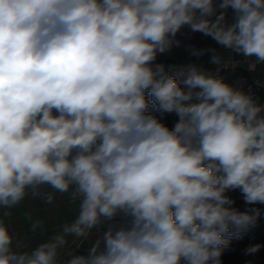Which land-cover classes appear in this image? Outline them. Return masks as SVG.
Returning a JSON list of instances; mask_svg holds the SVG:
<instances>
[{
	"label": "clouds",
	"instance_id": "9594fccd",
	"mask_svg": "<svg viewBox=\"0 0 264 264\" xmlns=\"http://www.w3.org/2000/svg\"><path fill=\"white\" fill-rule=\"evenodd\" d=\"M184 26L264 65V0H0V264H222L264 216V105L195 63H156ZM205 52L224 63L191 49ZM45 186L77 213L22 248L7 218L28 196L51 204Z\"/></svg>",
	"mask_w": 264,
	"mask_h": 264
},
{
	"label": "crops",
	"instance_id": "0c3cea01",
	"mask_svg": "<svg viewBox=\"0 0 264 264\" xmlns=\"http://www.w3.org/2000/svg\"><path fill=\"white\" fill-rule=\"evenodd\" d=\"M218 3L219 0H216ZM232 13L229 10L226 19L231 20ZM175 40L179 45H174L171 51L158 54L156 63H163L166 67L170 65H186L195 63L206 70H209L215 64L210 62L212 53L205 52L203 56L196 57L191 54V49H216L224 57V61L233 67H240L247 70L253 77L264 80V65H256L254 70H250L248 63L240 55L233 54L231 62L229 56L225 53L219 44L210 36H197L188 26H184L177 33ZM42 192H53V201L48 204L42 197H26L19 205L11 210V216L7 218L10 223V230L15 234L16 242L22 248H34L39 243L47 240L53 233L58 232L62 227L70 223L77 213L78 201H74L69 193H58L45 186ZM3 210H0L2 213ZM39 220L41 227L35 232L31 230L33 222ZM97 238L95 230L87 236L76 238L69 236L64 248L74 245V253L83 254L87 247ZM63 248V249H64ZM68 255H61V259H67Z\"/></svg>",
	"mask_w": 264,
	"mask_h": 264
},
{
	"label": "trees",
	"instance_id": "16d2710c",
	"mask_svg": "<svg viewBox=\"0 0 264 264\" xmlns=\"http://www.w3.org/2000/svg\"><path fill=\"white\" fill-rule=\"evenodd\" d=\"M221 78L228 83L241 87L242 90L258 99L259 103L264 105V89L257 87L253 82L252 75L245 69L234 67L224 70ZM240 83H237V82ZM149 112H155L154 107L148 109ZM172 117H168V122H172ZM240 210L244 211L245 206L241 201H237ZM250 244H264V216H262L255 227L249 229L243 236L232 238L229 247L224 250L221 257L222 264H245L248 259H253L254 264H264V248L255 257H246L243 250Z\"/></svg>",
	"mask_w": 264,
	"mask_h": 264
},
{
	"label": "built area",
	"instance_id": "2783aa9c",
	"mask_svg": "<svg viewBox=\"0 0 264 264\" xmlns=\"http://www.w3.org/2000/svg\"><path fill=\"white\" fill-rule=\"evenodd\" d=\"M193 33H194L195 35H197V36H206V35H204V34L201 33V32H194V31H193ZM231 68H234V67L231 66V64H229L228 62H225V61H224V63H222V64H220V65L215 64V65H214L213 67H211L209 70H210L213 74H215V75H217L219 78H221L222 72H223L224 70L231 69ZM253 82H254V84H255L257 87H259V88H263V89H264V80H262V79H260V78H255V79H253ZM125 219H126V218H124V217H117L115 222H116V223H123V222H125ZM74 251H75V247H74V245H71V246H69V247H66V248L62 249V250H61V255H68L69 253H74Z\"/></svg>",
	"mask_w": 264,
	"mask_h": 264
}]
</instances>
